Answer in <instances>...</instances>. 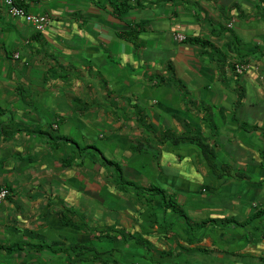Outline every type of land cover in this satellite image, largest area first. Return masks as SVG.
<instances>
[{
	"label": "crops",
	"instance_id": "crops-1",
	"mask_svg": "<svg viewBox=\"0 0 264 264\" xmlns=\"http://www.w3.org/2000/svg\"><path fill=\"white\" fill-rule=\"evenodd\" d=\"M15 1L35 14L46 13L49 22L44 31H37L12 17L0 2V185L10 191L0 200V244L28 247L55 242L54 247H64L79 240L98 245L96 228L85 222L82 212L93 211L104 189L106 207L113 194L134 193L118 188L116 171L98 161L92 148L82 152L74 145H95L98 136L110 144L107 154L99 148L103 157L112 160L110 153L124 154L119 161L124 179L142 185L163 182L158 186L174 192L181 203L180 196L196 198L191 205L209 209L202 218L236 214L243 220L254 209L264 208V55L260 52L264 4L260 0H129L132 8L120 14L112 3L122 0ZM134 24L138 25L134 42L118 36ZM175 33L208 43L178 42ZM240 61L260 65L246 64V70L237 74L231 64ZM125 108L129 114L117 115ZM165 130L200 133L216 149L219 165L227 162L248 178L217 177L193 143L161 142ZM136 142L152 145L159 151L158 159L152 160V152L150 159L144 157L149 153L134 152L131 145ZM126 156L139 162L126 163ZM141 160L147 167L143 171ZM207 191L211 197L193 194ZM153 201L148 206L162 212L159 197ZM208 201L215 206L206 207ZM61 213L75 219L79 228L64 225ZM167 213L169 221L183 223ZM262 221L264 216L237 227L238 238L214 227L196 231L194 236L202 235L201 239L186 252L203 247L217 258L216 264L236 258L237 262L258 260L264 256ZM161 223L162 219L159 227ZM182 226L186 238L189 232ZM176 229L182 230L172 225L171 238L178 235ZM113 231L109 232H118L117 238L122 232ZM246 231L262 238L246 240L241 237ZM133 232L154 244L152 254L160 260L161 249L151 234L142 232L140 224ZM103 238L102 248L116 246ZM20 252L10 257L0 250V260L10 257L20 264L38 253L31 248ZM39 252L45 257L52 253L48 248ZM121 252L126 262L135 255L125 247ZM180 260L184 262L179 264L188 263L185 255Z\"/></svg>",
	"mask_w": 264,
	"mask_h": 264
},
{
	"label": "trees",
	"instance_id": "trees-1",
	"mask_svg": "<svg viewBox=\"0 0 264 264\" xmlns=\"http://www.w3.org/2000/svg\"><path fill=\"white\" fill-rule=\"evenodd\" d=\"M264 4V0H260ZM113 10L116 11L118 14L121 12L127 11L130 8H132V5L130 4L129 0H122L120 2L112 3ZM262 15L264 17V5L262 7ZM137 24L130 25L128 29L122 30L121 32L118 33V36L128 39L132 42L135 41L137 38ZM181 42H188L191 44L194 43H199V44H207L208 41L204 39H200L197 37H186L183 41ZM262 55H264V50L260 51ZM239 63H242L240 61ZM232 69H234V63L231 64ZM242 92L240 95H242ZM241 98V96H240ZM239 102V100H238ZM142 121V119H140ZM143 122V121H142ZM48 134V133H47ZM63 140L70 141L69 138L67 139L66 137L63 138ZM161 142L163 140H170L173 144L180 143L182 141H189L196 145L208 165V167L211 169V171L217 176V177H222L224 175L226 176H231V177H236L238 179L241 178H248V175L246 173H238L237 171L234 172L230 166L229 163L223 162L220 165L217 163V153L216 149L212 144L207 139H204L203 136L200 133H193V134H175L171 132L170 130H165L161 133L160 139ZM72 141V140H71ZM74 145L79 148L82 152L88 150L89 148H92L93 150L97 151L99 153V160L101 161L102 164L107 165V166H113V169L116 171L117 179L116 183L117 186L120 190L123 191H128L132 190L135 195H142L144 196L145 200L147 202L153 201V198L158 196L159 197V206L162 210V213L166 212H171L174 213L176 218L179 220H182L184 223L185 227L187 228L189 232V236L185 238V241L187 243H193L196 242V240H200L202 235L199 236H194V232L200 231L202 233L206 228L209 227H214L217 229L224 230L226 233H229L233 238H238L239 232L237 231V227H245L247 224L252 223L254 220H260L264 216V208H256L252 212H250L243 220L236 214H231L228 216H223L221 218L219 217H206L202 218L200 220H194L192 219L185 211L184 207L182 206V203L179 202L176 198V195L174 192H167L165 189L162 187L149 183L148 185H142L139 183H135L133 181H127L124 179V176L122 174V169L119 165V163L109 160L105 157H103L101 150L97 148L94 145H84V146H79L77 143H74ZM132 149L134 152H143L146 153L147 147H149L146 144H142L140 142L133 143ZM153 156L152 160L156 161L158 159L159 151L154 150L152 151ZM81 157L83 154H80ZM68 164L70 161H66ZM152 215H154V212H152ZM60 220L61 222L71 228H79V225L75 219H72L66 214H60ZM174 225V222L167 221L165 218H162V223L160 228L166 232L171 231V226ZM203 229V230H202ZM111 230V229H110ZM110 230H100V236L97 237L98 240H102L103 237H107L109 242L115 244L119 242V239L116 238V235L110 234ZM122 235V239L124 242H128L130 240H133L135 244H138L143 248L145 251L144 254H142V259L144 262H133V264H162V261L157 260L154 258L152 252L155 249V246L153 243H151L149 240L144 238L140 233L138 232H133V233H127V232H120ZM264 236V235H263ZM242 238H248L249 234L244 232L241 236ZM176 238V237H175ZM253 239V238H251ZM53 244H56L55 242H51L50 244L42 245V244H37L33 246H28L25 247L23 244L20 243H12L9 245H4L0 244V250L4 251L7 255L16 252V251H23L25 248H31V250L39 252L42 251L45 248H48L52 253L55 254H60L63 253L64 256L66 257V261L63 264H81L83 262H95L99 264H126L121 262L117 256H120L121 250L118 249L115 245H113L109 249H104L102 246H95L93 244H88L85 242H81L79 240H75L68 245L62 247H54ZM176 247H173L170 250L167 251H161L159 252V256L161 258H166V257H172L171 262L167 264H179V259L182 257L186 251L189 250L183 245H180L178 243H175ZM197 249L201 251H207V249L203 247H197ZM117 253V255H116ZM258 260L261 263H264V256H259ZM166 264V263H165Z\"/></svg>",
	"mask_w": 264,
	"mask_h": 264
},
{
	"label": "rangeland",
	"instance_id": "rangeland-1",
	"mask_svg": "<svg viewBox=\"0 0 264 264\" xmlns=\"http://www.w3.org/2000/svg\"><path fill=\"white\" fill-rule=\"evenodd\" d=\"M263 32H264V30H263ZM247 63H248V61H243V64L246 65ZM247 65H260V63L259 62H252V64H247ZM172 103L175 104V100ZM126 114H129V112H128V110H126V108L117 110V115H120L121 117H124ZM121 119H125V118H121ZM99 126H100L101 130H103V132H105L106 128L103 126V124H99ZM94 144H95L94 146H96L97 148H100L104 153L106 152V154L110 150L109 149L110 144L108 145L106 143L105 139L100 138L99 136L96 138ZM151 144H154V142L151 141ZM146 145H147V143H146ZM114 149H116V147H114ZM147 151L148 152H146V153H149V154H144V157L148 155L149 159H150L151 152L154 151L152 145H151V147H147ZM93 153L95 154L96 159L98 160L100 157L99 153L97 151H94V150H93ZM121 153H122L121 151L113 152V153H110V156L113 158L112 160H114L117 163H119V161L123 162L122 158H123L124 154L121 155ZM123 160H125L126 163L134 162L135 165H136V163L139 162L137 158L130 159V157H127V156ZM141 163L143 164L142 167L144 169L140 168V170L143 171L147 168L146 162L141 160ZM111 167H113V166H111ZM149 180L150 179L148 176L145 178L144 183H147ZM160 184L164 185L163 182L158 183V185H160ZM104 192H105V189H104V191L102 190L100 196L97 197L96 202H95L96 207L93 209V211L87 212V213L82 212L83 213L82 218L85 219V222H89V224H91V226H93V228H96V232H93V233H95L96 237H99L101 235L100 230H107V229H109V230L111 229V232L114 229H117L119 231H125L126 230L129 233H131V232L136 230V224H140L141 231L146 232L148 234H151V235H149V237H151L152 240L155 241V243L157 244V246H159L161 251H167L168 249H171V245L174 242H179L180 240H181V242H180L181 245H183L187 249L191 246L193 247L195 245L196 246L198 245L196 243H198L199 238L196 240V242L192 243L193 245H190L189 243H187L185 241V238H184L185 237V235H184L185 229L182 226L183 223H180L181 221H177L174 223L175 227L181 228L182 230L176 229V232L178 235L176 236V238L172 237L173 238L172 239L170 237V231L166 232L159 227V223H160L162 218L165 217V219L168 221H169V219H171L169 214L167 212L163 214L162 212L159 211V208H154V206H148L149 203L145 199L143 201L142 196H136L131 191H129L127 193L126 192H117L116 195L113 194L114 196L112 198H110V199H112L111 204L108 205V207H106L105 202L108 200L105 197ZM193 194L195 195V197H197V196L203 197L205 195H209V197H211L210 191L202 192V193L201 192H193ZM201 197H199V198H201ZM178 198L180 199V201H182V204H183L185 211L186 212L190 211L189 215H191V213H192L191 216L194 217V219L202 218V214L204 216L207 215V211L209 209L204 210V209H202V206H194V205L190 204L192 201H195L196 198L191 199V198H188L185 196L184 197L180 196ZM184 199H186V201ZM153 202L154 201L150 202V204H153ZM157 203H158V201H157ZM119 205H123V206H119ZM210 206H215L214 202L208 201L206 204V207H210ZM106 209L108 211L112 210L111 216L105 212ZM211 210H214V209H211ZM152 212H154V215H152ZM208 213H209V211H208ZM263 223H264V221L261 222V224H263ZM115 233H118V232H115ZM115 233H114V235H115ZM246 233H248V231H246ZM248 234H249V237L248 238L244 237V239L250 240L251 238H254L257 240V239L262 238L259 235H253L252 233H248ZM119 236H118V238L117 237L116 238L119 239V241H121L122 235H119ZM100 241L98 242L99 246H101L102 244H105V242H106L105 238H102V240H100ZM120 243H122V242L116 243V247L118 249L122 250L125 247V249H127V251L129 250V251L135 252V255L132 258V261H127V262L123 260L124 258L122 256L124 255V253L121 252L120 256H117L120 261H122L123 263H126V264H133V262H141V261L144 262V260L141 257L142 254H144V252H143L144 250L141 246H139L138 244H135L133 242V240H130L126 243L124 242L123 244H120ZM230 246L231 245H229V247ZM141 251L143 253L138 255V253ZM20 253H23V251H21ZM38 253H37V257L34 256L35 259H33V257H29V260L23 261L20 264H63L66 261V257L64 256L63 253H60V254L50 253L49 254L50 257L49 256L45 257L44 252H42V253L38 252ZM190 253L186 252L184 254L188 259V263H186V264H192L191 263L192 259L196 260L195 264H216V262H217L216 261L217 258L216 257L214 258V256L212 254H210L209 252H205V251L203 252L201 250H199V251L194 250V252L192 254H190ZM17 255L19 256V253H17ZM116 255H117V253H116ZM10 257H12V256H10ZM10 257H7V259L5 258V261L0 260V262H1L0 264H3V263H5V264H18V263H15L16 261L15 262L12 261L13 258H10ZM128 257H130V256H128ZM136 257H139V259L136 260L135 259ZM222 258H223V260H225V258H227V257H224L222 255ZM237 259L238 258H236L234 261L232 260L231 262H228V260L223 261V263L224 264H263V263L259 262V260H253V261H257V262H253V261L248 262L246 259L239 260V262H240L239 263V262H237ZM169 260H170L169 258H167V259L166 258H164V259L160 258V261H162V264H165V263L167 264L169 262ZM183 262H184V260L179 259V263H183ZM148 263L149 262H147V264ZM81 264H99V263L88 261V262H83ZM108 264H112V263L110 262Z\"/></svg>",
	"mask_w": 264,
	"mask_h": 264
},
{
	"label": "built area",
	"instance_id": "built-area-1",
	"mask_svg": "<svg viewBox=\"0 0 264 264\" xmlns=\"http://www.w3.org/2000/svg\"><path fill=\"white\" fill-rule=\"evenodd\" d=\"M0 2L12 17L21 19L22 21L30 24L37 31L42 32L46 29L49 22V17L46 13L35 14L30 12L23 7L18 6L15 0H0ZM227 26H231V23H228ZM173 37L178 42H181L186 38V36L182 33H175ZM245 70V64L239 62L234 63V71L237 74H242ZM8 194L9 190L7 187L0 185V200L5 199Z\"/></svg>",
	"mask_w": 264,
	"mask_h": 264
},
{
	"label": "clouds",
	"instance_id": "clouds-1",
	"mask_svg": "<svg viewBox=\"0 0 264 264\" xmlns=\"http://www.w3.org/2000/svg\"><path fill=\"white\" fill-rule=\"evenodd\" d=\"M229 27H230V26H229ZM4 186H5V185H4ZM7 189H8V187H7ZM8 190H9V189H8ZM9 193H10V191H9ZM8 195H9V194H8ZM8 195H7V196H8ZM7 196H6V197H7Z\"/></svg>",
	"mask_w": 264,
	"mask_h": 264
}]
</instances>
